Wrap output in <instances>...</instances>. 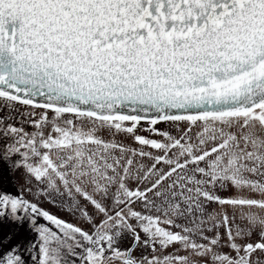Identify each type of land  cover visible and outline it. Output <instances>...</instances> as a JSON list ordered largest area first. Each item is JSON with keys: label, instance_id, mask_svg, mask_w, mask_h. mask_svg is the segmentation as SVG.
Instances as JSON below:
<instances>
[{"label": "snow or ice", "instance_id": "snow-or-ice-1", "mask_svg": "<svg viewBox=\"0 0 264 264\" xmlns=\"http://www.w3.org/2000/svg\"><path fill=\"white\" fill-rule=\"evenodd\" d=\"M0 264H264V0H0Z\"/></svg>", "mask_w": 264, "mask_h": 264}]
</instances>
